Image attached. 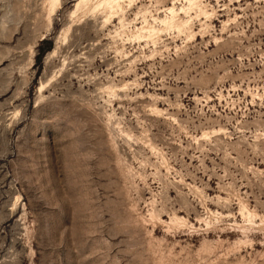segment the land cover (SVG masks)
<instances>
[{"label": "rangeland", "instance_id": "obj_1", "mask_svg": "<svg viewBox=\"0 0 264 264\" xmlns=\"http://www.w3.org/2000/svg\"><path fill=\"white\" fill-rule=\"evenodd\" d=\"M0 264H264V0H0Z\"/></svg>", "mask_w": 264, "mask_h": 264}, {"label": "trees", "instance_id": "obj_2", "mask_svg": "<svg viewBox=\"0 0 264 264\" xmlns=\"http://www.w3.org/2000/svg\"><path fill=\"white\" fill-rule=\"evenodd\" d=\"M41 46H43L42 47V49H40L38 52H39V54L37 55V61H39L40 60V58H41V56L43 55V53H45V52H47V51H49L50 50V48H51V46H50V41H43V42H41Z\"/></svg>", "mask_w": 264, "mask_h": 264}]
</instances>
